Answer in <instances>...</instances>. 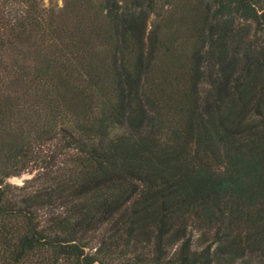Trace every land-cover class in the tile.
<instances>
[{
  "label": "trees",
  "instance_id": "obj_1",
  "mask_svg": "<svg viewBox=\"0 0 264 264\" xmlns=\"http://www.w3.org/2000/svg\"><path fill=\"white\" fill-rule=\"evenodd\" d=\"M180 1L0 0V264L264 262V0Z\"/></svg>",
  "mask_w": 264,
  "mask_h": 264
},
{
  "label": "rangeland",
  "instance_id": "obj_2",
  "mask_svg": "<svg viewBox=\"0 0 264 264\" xmlns=\"http://www.w3.org/2000/svg\"><path fill=\"white\" fill-rule=\"evenodd\" d=\"M64 2H65V0H42V3H43L44 6H46L48 8H52L53 7L56 10L61 8L64 5ZM176 2L178 3V5L180 7L183 5V2L180 1V0H176ZM164 3H166V2H164ZM166 8H169V5L165 4V9ZM180 10L181 9L176 11L175 18L181 17ZM133 11H135L138 14L139 11H140V8H136ZM144 19H145V22H146V30H145L146 45L148 47L150 45V37H149V35L151 33L152 28H154L155 23H158V20H157L156 14H153V13H146L144 15ZM173 28H178V33L177 34L180 35V36H183V35L186 34V29H185L186 27L184 25H182L177 19L173 21ZM34 175H35V172H33V171H25L21 175H16V176L10 177L8 179V181L11 182L13 185L21 186V185H23L25 183V181L27 179H31ZM200 235L201 234L199 232L194 235V247L198 248V249H201L202 247H204L206 245V244H203L202 238H201ZM176 248H177V246L173 247L172 251H174ZM235 264H264V262H259L257 259L247 258L245 260H240V261H238Z\"/></svg>",
  "mask_w": 264,
  "mask_h": 264
}]
</instances>
